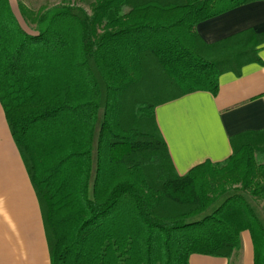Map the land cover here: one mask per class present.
<instances>
[{
	"label": "trees",
	"instance_id": "16d2710c",
	"mask_svg": "<svg viewBox=\"0 0 264 264\" xmlns=\"http://www.w3.org/2000/svg\"><path fill=\"white\" fill-rule=\"evenodd\" d=\"M254 0H95L20 13L0 0V101L38 196L51 264H189L232 258L249 231L264 264V130L224 162L179 175L156 107L216 95L260 62L264 33L214 44L198 23Z\"/></svg>",
	"mask_w": 264,
	"mask_h": 264
},
{
	"label": "crops",
	"instance_id": "0c3cea01",
	"mask_svg": "<svg viewBox=\"0 0 264 264\" xmlns=\"http://www.w3.org/2000/svg\"><path fill=\"white\" fill-rule=\"evenodd\" d=\"M13 6V0H10ZM264 33V0H254L197 24L214 44L246 31ZM261 61L241 74L226 72L216 95L196 91L156 107V119L179 175L205 161L224 162L233 154L231 138L264 130V43ZM240 254L228 259L193 254L189 264H255L249 231ZM0 264H51L42 210L26 164L0 101Z\"/></svg>",
	"mask_w": 264,
	"mask_h": 264
},
{
	"label": "rangeland",
	"instance_id": "374dc122",
	"mask_svg": "<svg viewBox=\"0 0 264 264\" xmlns=\"http://www.w3.org/2000/svg\"><path fill=\"white\" fill-rule=\"evenodd\" d=\"M23 3L32 9H38L41 6H53L57 4H77L84 7L89 14H92L95 0H13V9L21 23V25L28 31H32V25H29L22 14L20 13L19 5ZM257 159L259 163H264V154L258 153ZM260 206L264 209V201H260Z\"/></svg>",
	"mask_w": 264,
	"mask_h": 264
}]
</instances>
